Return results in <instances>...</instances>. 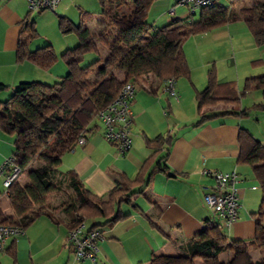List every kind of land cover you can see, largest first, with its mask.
I'll use <instances>...</instances> for the list:
<instances>
[{"label": "crops", "instance_id": "obj_1", "mask_svg": "<svg viewBox=\"0 0 264 264\" xmlns=\"http://www.w3.org/2000/svg\"><path fill=\"white\" fill-rule=\"evenodd\" d=\"M1 1L0 17L8 23H19L18 27L5 24L0 31V35L4 32L3 50L8 53L3 61L5 52L0 53V69L7 71L6 75L0 73V82L9 85L8 94L19 82L49 83L63 77V72H68L66 64L67 69L61 65L43 69L28 60L16 61L19 32L26 17L21 16L27 0H17L13 3L15 7L10 0ZM185 10L175 0H156L147 19L159 27L177 17H186ZM183 49L191 77L176 79L178 97L166 92L164 79L152 74L145 76L138 86L132 101L133 144L126 154H120L116 144L104 137V125L96 118L89 127L86 142L79 143L63 157L61 171L76 172L87 188L105 197L117 184L119 172L135 177L148 158L153 156V166L169 150L161 165H168L170 171L156 169L150 175L145 193L137 195L133 204L120 205L127 217L112 224H105L106 218L91 220L89 225L85 222L87 230L98 223L96 229L101 232L97 264H148L154 254L180 255L187 241L206 228L207 219L222 223V217L206 201V195L216 192V180L204 175L203 169L237 173L241 197L239 217L231 227L223 228V233L232 240H248L255 235L254 213L261 205L263 191L252 166L238 162V134L241 128L248 129L264 144V110L241 116L225 113L230 107L221 105L222 108L213 107L209 111L211 117L198 124L196 94L207 86L213 67L220 81H235L240 90L248 77L264 74V33L253 35L244 20H240L191 36L183 43ZM261 102H264V90H252L234 111ZM147 138L165 142L170 138L171 144L165 143L154 155L155 149L148 145ZM15 150L13 137L0 133V166ZM5 179L0 174L3 187ZM70 219V213L62 209L51 217L42 215L17 239H8L0 251V264H94L89 259H76L67 240ZM261 253L251 252L254 260L261 258L258 256Z\"/></svg>", "mask_w": 264, "mask_h": 264}, {"label": "trees", "instance_id": "obj_2", "mask_svg": "<svg viewBox=\"0 0 264 264\" xmlns=\"http://www.w3.org/2000/svg\"><path fill=\"white\" fill-rule=\"evenodd\" d=\"M155 1L99 0L102 21L98 33L91 32L87 25L95 13L82 10L80 24L76 27L79 43L62 54L68 67L67 75L52 84L23 81L8 99L0 101V131L13 137L16 147L13 154L22 169L8 187L0 188V225L26 230L42 215L53 216L55 207L51 205L50 195L65 184L71 194L57 208L70 213L69 229L87 220L106 218L105 224H112L127 217L120 205L133 204L137 195L144 194L150 175L156 169L170 171L168 165H161L168 158L169 150L153 166V156L148 158L135 177L119 172L117 184L105 197L87 188L76 172L60 170L64 155L79 144L81 136L87 139L89 127L98 113L113 101L126 82L133 81L139 86L150 74L164 80L169 77L189 79L191 69L183 43L191 36L240 20H244L253 35L264 33V0L238 10L217 1L212 7L200 9L197 17H194L196 13L177 17L159 27L147 19ZM30 13L29 10L22 20L16 61L28 60L49 69L58 61V55L51 44L37 49L30 47L31 39L38 35L36 21L31 19ZM59 26L63 32L74 29L72 19L66 15L60 16ZM98 42L107 47L106 58L99 57L82 67L80 63L86 52H99ZM117 72L122 73V77ZM92 75L96 79H90ZM8 88L9 85L0 82V91ZM252 90H264V74L248 77L240 90L235 81H220L213 67L207 86L196 94L200 115L197 123L209 119V111L218 105L230 107L225 113L241 116L264 110V102H261L234 111ZM238 141V162L252 166L263 191L261 205L254 213V237L229 239L223 233V223L207 219L206 228L187 241L180 255L154 254L148 264H198V261L201 264H264V256L254 260L251 254L252 250H264V144L245 128L240 129ZM147 143L155 149L156 155L165 143L171 144V140L147 138ZM22 175H26V183L20 180ZM4 196L12 213L1 203ZM150 224L158 227L153 221ZM97 225L94 223L90 230ZM223 255H228L229 259L223 261Z\"/></svg>", "mask_w": 264, "mask_h": 264}, {"label": "built area", "instance_id": "obj_3", "mask_svg": "<svg viewBox=\"0 0 264 264\" xmlns=\"http://www.w3.org/2000/svg\"><path fill=\"white\" fill-rule=\"evenodd\" d=\"M62 0H27L28 8L31 12L41 10H55ZM176 5L186 8V16L196 13L202 8L212 7L217 0H175ZM174 10V9H173ZM164 90L170 95L178 97L175 90V77L164 80ZM142 82V81H141ZM140 82V83H141ZM138 84L133 81L126 82L113 101L97 115L104 125V137L114 142L120 154H126L132 147L133 139L131 128L134 122L132 101L136 95ZM86 142L81 136L79 143ZM22 169L16 164V157L11 154L0 166V174H4L6 179L5 187H8L16 180ZM204 175H210L216 180V192L206 195L207 203L214 212L222 217L225 227H231L239 217L241 208L240 190L237 186V173H223L214 169H203ZM25 229L13 225H0V251L4 249L8 239H17L25 233ZM101 232L98 229L87 230L85 222L78 223L68 230L67 240L73 248L75 257L78 260L89 259L94 264L98 253V239Z\"/></svg>", "mask_w": 264, "mask_h": 264}, {"label": "rangeland", "instance_id": "obj_4", "mask_svg": "<svg viewBox=\"0 0 264 264\" xmlns=\"http://www.w3.org/2000/svg\"><path fill=\"white\" fill-rule=\"evenodd\" d=\"M6 1H9V0H3V3ZM16 1L17 0H10L9 2L11 3V5H13V3H15ZM255 1H262V0H220L219 2H222L223 4L228 5L231 8L238 10L241 7L251 6ZM101 9H102V7L100 5L99 0H62L55 10H43L41 12H31L30 17L32 20L34 19L36 21V30L38 32V35L31 39L30 47L32 49H37V48H40V47H43V46H46L49 44L53 45L54 50L56 51V53L58 55V61L53 66H55V68H57L59 65H61L67 69L65 62L62 59V54L66 50H68L69 48H73L76 45H78V43H79V38L77 35L76 27L80 24L82 10H86V11L95 13L96 18L94 19L93 22L88 23L87 25H88L91 32L97 33L100 30L99 22L102 21V17L100 15ZM28 11H29V8L27 5L26 10L23 12V16H21V18L26 16ZM185 12H186V10H185ZM61 15H67L69 18L72 19V21L74 23V29L72 31L63 32L60 29L59 19H60ZM198 15H199V11L196 12L194 17H197ZM10 23H12L16 27L19 26V23L17 21H13V22L8 23L5 18L0 17V31H3V28H5L6 25H8ZM2 35H4V32ZM2 35H0V53H2L4 51L3 50V42H2L3 40L1 37ZM98 45H99V52L89 51V52L85 53L84 58L80 63L82 67L88 66L89 64L94 62L99 57H101L103 59L106 58V56L108 54L107 47L100 44L99 42H98ZM7 54H8L7 52H5V54L2 53V56L4 55L1 58L2 61L6 59L5 56L7 57ZM5 70L6 69H0V73L6 75L7 71H5ZM67 73L68 72H65V74H64V72H63L62 75L65 76V75H67ZM117 74L119 76H121L120 72H117ZM60 79L61 78H59L58 80H52V82H49V83L52 84L56 81H59ZM90 79H96V76L92 75V76H90ZM37 81H39V80H37ZM19 83H21V82H19ZM45 83H47V82H45ZM9 90L10 89H7V90L5 89V90L0 91V101H4L10 97V95L13 93L14 89L11 90L10 93L8 94ZM222 107L223 106L218 105L214 108L218 109V108H222ZM0 133H2V131H0ZM38 163H36V164H38ZM20 180L23 183H26V181H27L26 175H22L20 177ZM0 188H4L2 184H0ZM260 190L261 189H259V192H260ZM70 194H71V190H69V188L67 187V184H65V186L61 190L50 195L51 205L55 207L53 213H55L56 211H59V208H57V207L59 206L60 203H63L64 201L68 200L70 197ZM1 203L4 207V209L8 210L9 213H12V209L9 205L7 197H5V196L2 197ZM125 206H126V204H125ZM90 221L91 220H87V225L90 224ZM260 252H262V253H261V255H258V256H264V250L260 251ZM254 254H259V253H254ZM221 259L223 261H227L229 258H228V255H223L221 257ZM198 264H201V261H198Z\"/></svg>", "mask_w": 264, "mask_h": 264}]
</instances>
